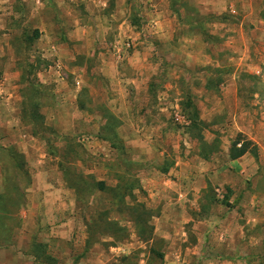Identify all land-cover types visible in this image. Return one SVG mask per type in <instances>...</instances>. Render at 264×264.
<instances>
[{
	"label": "rangeland",
	"instance_id": "1",
	"mask_svg": "<svg viewBox=\"0 0 264 264\" xmlns=\"http://www.w3.org/2000/svg\"><path fill=\"white\" fill-rule=\"evenodd\" d=\"M36 1L0 0V30L9 34L16 59L18 99L11 102L20 124L14 141L41 155V162L25 163L8 143L9 133L0 131V233L6 235V226L15 231L30 169H43L49 188L63 195L83 224L75 264H202L191 253L199 250L204 230L196 221L220 217L219 190H233L240 176L228 172L232 183H222L227 161L252 144L239 148L236 141L264 121V0L219 15V30L204 38L208 65L158 68L153 81L137 88L111 83L97 58L69 43L70 53L59 63L43 57L36 45L41 31L55 39L62 33L47 8L57 1L45 0L47 7ZM55 71L63 81H49ZM221 85L228 86L223 108ZM128 93L145 96L125 111L117 98L122 94L129 104ZM164 190L176 199L175 190L209 191L172 205Z\"/></svg>",
	"mask_w": 264,
	"mask_h": 264
},
{
	"label": "crops",
	"instance_id": "2",
	"mask_svg": "<svg viewBox=\"0 0 264 264\" xmlns=\"http://www.w3.org/2000/svg\"><path fill=\"white\" fill-rule=\"evenodd\" d=\"M56 1L50 7L45 0L36 1L41 5L43 2L55 15V20H51L57 22L62 33L61 39H55L46 30L41 31L40 38L36 39L41 55L51 56L59 63L60 57L69 55L70 50L65 49L69 43L75 51L97 58L101 76L108 81L126 82L136 88L153 81L152 75L158 68L191 69L208 65L210 55L204 38L219 30L223 23L219 22V15L233 6L239 10L244 2L249 7L256 4L255 0ZM78 1L82 4H77ZM109 4L111 11L107 10ZM83 18H88V22ZM92 18L96 22L91 21ZM222 26L232 28L228 24ZM15 61L10 36L3 28L0 30V131L9 133L8 143L12 142L25 163L31 164L34 159L41 162V155L28 144L25 143L22 150L14 141L16 123L20 124V110L11 102L18 99L15 95L17 78L12 70ZM49 81H63V78L55 71ZM228 81L235 82V75ZM76 84L78 89L79 82ZM227 88L221 85L219 107H225L220 101L228 96ZM142 96L145 95L130 94L128 104L120 94L118 107L131 110ZM19 98L22 100L21 95ZM3 115L9 116L8 119H3ZM250 130L244 132L246 138L243 136L236 141L235 147L240 148L247 141L252 142L251 146L243 154L229 158L230 171L224 168L225 175L221 179L224 185L232 183L228 172L240 176L233 181V190H219L220 217L212 215L211 220L196 221L204 230L199 250L191 253L202 264H264V121ZM239 131L237 129L235 134ZM46 174L43 169H30L29 190H25L24 204L17 213V227L12 233L6 226V235L0 233V264H53L47 261L49 258L55 260L54 264H75L73 248L77 246L78 229L83 224L76 220L77 213L63 195L49 188ZM155 191L152 196L158 195ZM164 191L170 198L168 203L175 205L183 197L197 201L209 190H175L178 199L173 192ZM190 221L194 219L191 217ZM47 230L49 235L45 234Z\"/></svg>",
	"mask_w": 264,
	"mask_h": 264
}]
</instances>
